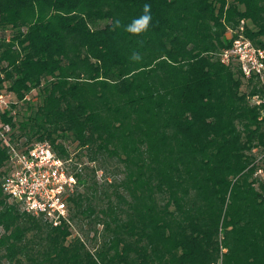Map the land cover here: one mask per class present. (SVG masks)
<instances>
[{
  "label": "trees",
  "instance_id": "16d2710c",
  "mask_svg": "<svg viewBox=\"0 0 264 264\" xmlns=\"http://www.w3.org/2000/svg\"><path fill=\"white\" fill-rule=\"evenodd\" d=\"M242 20L264 49V0H0L1 118L78 180L58 225L28 214L0 142V264H264V106L220 60Z\"/></svg>",
  "mask_w": 264,
  "mask_h": 264
},
{
  "label": "built area",
  "instance_id": "2783aa9c",
  "mask_svg": "<svg viewBox=\"0 0 264 264\" xmlns=\"http://www.w3.org/2000/svg\"><path fill=\"white\" fill-rule=\"evenodd\" d=\"M245 29L246 21L242 20L236 30L229 31L232 46L222 51L220 60L225 65L236 63L244 78L254 81L257 88L248 99L253 106L261 107L264 106V49L245 35ZM13 104V94L0 84V142L8 151L10 168L3 181L4 190L28 214L58 225L67 217V198L78 186L77 177L70 169L71 160L61 158L48 141L29 146L15 142L11 125L1 118V113L8 111L16 114ZM257 151H253L254 176L259 185L264 184V152L258 155Z\"/></svg>",
  "mask_w": 264,
  "mask_h": 264
},
{
  "label": "clouds",
  "instance_id": "9594fccd",
  "mask_svg": "<svg viewBox=\"0 0 264 264\" xmlns=\"http://www.w3.org/2000/svg\"><path fill=\"white\" fill-rule=\"evenodd\" d=\"M143 10H144L145 15H143L142 17H140L137 20H134L132 22V24L128 26L127 30L129 32L134 33V34H138L147 28V26L150 22V19H151V17L149 15H147V13L150 12V5H144ZM118 24H119V22H117V25Z\"/></svg>",
  "mask_w": 264,
  "mask_h": 264
},
{
  "label": "rangeland",
  "instance_id": "374dc122",
  "mask_svg": "<svg viewBox=\"0 0 264 264\" xmlns=\"http://www.w3.org/2000/svg\"><path fill=\"white\" fill-rule=\"evenodd\" d=\"M234 64H236V63H234ZM247 81V80H246ZM248 82V81H247ZM256 85H255V83L253 82L252 83V85H251V90H249L248 91V93H252V91H254V90H256ZM36 94V92H33V95H35ZM32 94L30 95V97H32L33 96ZM253 151H257V150H253ZM258 155H261L260 153H257ZM74 156V155H73ZM74 159H75V156H74ZM80 162H84L83 164L84 165H87L88 164V162H87V159H83V161H80ZM110 173V172H109ZM99 177H102V173L100 172L99 173V175H98Z\"/></svg>",
  "mask_w": 264,
  "mask_h": 264
}]
</instances>
